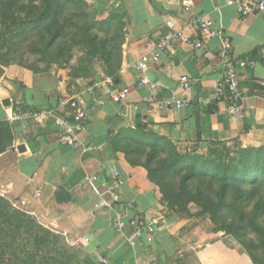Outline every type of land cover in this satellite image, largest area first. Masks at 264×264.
Segmentation results:
<instances>
[{
	"label": "crops",
	"instance_id": "obj_1",
	"mask_svg": "<svg viewBox=\"0 0 264 264\" xmlns=\"http://www.w3.org/2000/svg\"><path fill=\"white\" fill-rule=\"evenodd\" d=\"M88 1L99 17L125 16V58L115 86L110 88L130 89L129 98L116 104L109 97L110 89L98 90L95 96L83 94L107 76L99 59L87 75L79 77H73L72 71L77 69V60L68 68L55 67L33 76L0 66V122H10L15 100L29 110H54L62 116L60 98L82 95L89 114L80 137L98 148L83 156L66 147L59 138L55 116L11 123L15 139L0 156V195L12 198L46 229L79 235L82 247L89 249V261L80 264H251L239 250L231 251L220 241L212 243L204 219L185 218L161 203L154 186L144 179L143 169H127L116 158L113 139L122 132L144 128L183 150L204 152L217 143L264 148V14L243 17L236 0ZM183 1L189 6H183ZM193 18L210 20L221 36L206 40L202 50L175 43L159 62L148 66L147 76L156 90L140 87L133 67L144 55L152 56L151 43L161 40L167 21L185 26ZM224 42L229 45L228 59L247 63L246 68L237 66L242 110L236 115L229 114L227 103L218 100L219 84L226 75ZM183 77L191 83L189 91L181 87ZM170 99L192 105L183 110L158 109ZM115 171L124 182L122 202L110 210L101 201H109L103 193ZM96 174L101 177L99 182H86ZM128 205L133 206L132 211ZM119 214L125 218L117 227ZM133 217H163L164 222L148 242L134 238L129 225Z\"/></svg>",
	"mask_w": 264,
	"mask_h": 264
},
{
	"label": "trees",
	"instance_id": "obj_2",
	"mask_svg": "<svg viewBox=\"0 0 264 264\" xmlns=\"http://www.w3.org/2000/svg\"><path fill=\"white\" fill-rule=\"evenodd\" d=\"M127 47L125 16L99 17L88 0H0V66L43 74L71 66L87 75L99 59L117 80ZM25 59V60H24ZM27 109V108H25ZM14 127L0 122V156L14 143ZM206 155H182L144 128L113 139L127 169L142 168L161 203L177 215L208 216L214 233L235 239L253 264H264V148L213 144ZM62 237L44 228L15 201L0 195V264H71Z\"/></svg>",
	"mask_w": 264,
	"mask_h": 264
},
{
	"label": "built area",
	"instance_id": "obj_3",
	"mask_svg": "<svg viewBox=\"0 0 264 264\" xmlns=\"http://www.w3.org/2000/svg\"><path fill=\"white\" fill-rule=\"evenodd\" d=\"M169 3H176L178 0H158ZM183 6H189L187 1L181 3ZM239 12L243 17H248L253 13L264 14V0H236ZM167 31L162 36L159 42L151 43V50H153L152 56L144 55L139 62L134 65V70L139 79L140 87H149L151 90H156V86L153 85L147 76L148 66L152 62H159L161 56L170 50L177 42H182L187 45H191L196 49L202 50L205 47V41L211 38H217L221 36V32L218 31L213 23L206 18H193L185 26H179L173 21H167ZM188 30L193 35H196V39H193L192 35L188 34ZM222 59L226 68V75L223 81L219 84L218 100L225 101L228 105V113L236 115L242 110V96L239 90V76L237 73V66L240 68H246L247 63L245 61L236 63L227 58L229 45L224 42L222 48ZM254 63H251V67ZM115 79L111 76H106L101 81H97L89 86L83 93L89 96H95L98 90L110 89L109 97L112 102L121 104L129 98L130 89L125 88L122 90H115ZM181 87L184 91L191 89V83L188 78L183 77L181 80ZM190 101H177L174 99L166 100L158 105V109L169 110L179 109L183 110L191 107ZM11 114L9 117L10 123L25 122L29 120H41L46 117H57L55 119V125L58 129V134L61 142L68 148L78 150L83 156L89 155L95 152L98 148L91 143H87L81 139L80 133L85 131V123L89 114V109L85 104V100L82 95L63 96L59 100V110L63 112L62 116H58L54 110H42L32 111L25 109L21 100H15L11 105ZM101 180L100 175L88 177L86 182L94 185ZM106 191L103 193L109 197V201L102 200L103 206L110 210L117 208L121 204L122 199L120 190L124 185L121 178V173L115 171L112 177L107 181ZM38 196H40L38 194ZM128 210H133L132 205H128ZM125 217L121 214L117 215L116 226L120 227V222ZM163 217H151L150 219H140L133 217L129 220L130 227L134 230V238L144 239L148 242H152L154 234L157 229L163 224ZM103 263L106 264V261Z\"/></svg>",
	"mask_w": 264,
	"mask_h": 264
},
{
	"label": "rangeland",
	"instance_id": "obj_4",
	"mask_svg": "<svg viewBox=\"0 0 264 264\" xmlns=\"http://www.w3.org/2000/svg\"><path fill=\"white\" fill-rule=\"evenodd\" d=\"M78 57H79V54L77 53L75 55L74 60L78 61ZM25 59H26L25 66L21 67V66H17V65H12V66H10L8 68H18L19 70L22 71V73H25L26 76H28V75H31V76L38 75L37 73H35V71L33 69H30L29 67H31L33 64H38V66L40 65L41 67H43V64L37 63L36 62V58L34 56L27 55V56H25ZM234 146H239V145L233 144V145H231L229 147L234 148ZM213 147H214L213 144H211L208 147V149L206 151H204V152H201L198 149H195V150L194 149L183 150V149H179L178 147H177V150L182 155H206V154L209 153L210 149H212ZM16 206L20 210H22L17 204H16ZM22 211H24V210H22ZM184 217L185 218H189L188 216H184ZM196 219H202V220L204 219V221L206 223H209L207 225L210 227L209 229H210V231L212 232V235H213L212 243H216L217 241H220V242L224 243L225 246H227V248L230 249L231 251L239 250L240 254L244 255L245 257H247V259H249L250 263L253 264L252 261L250 260L249 256L243 251V249L241 248V245L235 239H233L230 236L225 235L224 233L218 234V233H214L213 232L214 226H213V224H212V222H211V220H210V218L208 216L202 217V218H196ZM35 220L37 221V219H35ZM51 232H53V231H51ZM53 233H56V234H58V235H60L62 237V239H61V247L67 251V257L69 258L71 264H80L81 262L84 263L86 261H89V258H88L89 256L87 257L89 249H85V248L82 247L79 235H76V234H73V235L59 234L57 232H53Z\"/></svg>",
	"mask_w": 264,
	"mask_h": 264
},
{
	"label": "water",
	"instance_id": "obj_5",
	"mask_svg": "<svg viewBox=\"0 0 264 264\" xmlns=\"http://www.w3.org/2000/svg\"><path fill=\"white\" fill-rule=\"evenodd\" d=\"M3 72V69H2V67H0V73H2ZM9 104V103H8Z\"/></svg>",
	"mask_w": 264,
	"mask_h": 264
}]
</instances>
